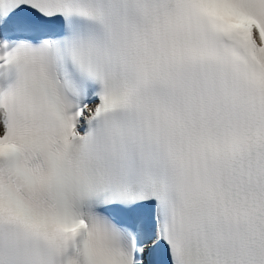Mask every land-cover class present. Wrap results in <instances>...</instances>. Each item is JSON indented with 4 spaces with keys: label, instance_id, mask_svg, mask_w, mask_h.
Wrapping results in <instances>:
<instances>
[{
    "label": "snow or ice",
    "instance_id": "snow-or-ice-1",
    "mask_svg": "<svg viewBox=\"0 0 264 264\" xmlns=\"http://www.w3.org/2000/svg\"><path fill=\"white\" fill-rule=\"evenodd\" d=\"M0 264H264V0H0Z\"/></svg>",
    "mask_w": 264,
    "mask_h": 264
}]
</instances>
